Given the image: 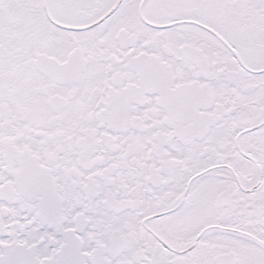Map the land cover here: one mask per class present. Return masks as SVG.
Returning <instances> with one entry per match:
<instances>
[{
	"label": "snow or ice",
	"instance_id": "1",
	"mask_svg": "<svg viewBox=\"0 0 264 264\" xmlns=\"http://www.w3.org/2000/svg\"><path fill=\"white\" fill-rule=\"evenodd\" d=\"M0 264H264V0H0Z\"/></svg>",
	"mask_w": 264,
	"mask_h": 264
}]
</instances>
